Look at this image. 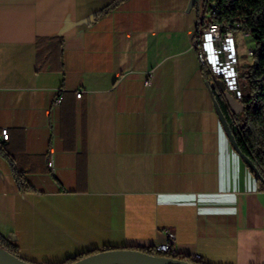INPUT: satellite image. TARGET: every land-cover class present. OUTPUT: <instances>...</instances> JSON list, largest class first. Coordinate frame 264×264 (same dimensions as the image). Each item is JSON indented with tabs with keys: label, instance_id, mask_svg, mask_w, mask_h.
Segmentation results:
<instances>
[{
	"label": "crops",
	"instance_id": "1",
	"mask_svg": "<svg viewBox=\"0 0 264 264\" xmlns=\"http://www.w3.org/2000/svg\"><path fill=\"white\" fill-rule=\"evenodd\" d=\"M114 1L0 0V234L32 264L167 232L192 260L264 264V191L207 86L242 110L231 56L212 84L192 0Z\"/></svg>",
	"mask_w": 264,
	"mask_h": 264
},
{
	"label": "trees",
	"instance_id": "2",
	"mask_svg": "<svg viewBox=\"0 0 264 264\" xmlns=\"http://www.w3.org/2000/svg\"><path fill=\"white\" fill-rule=\"evenodd\" d=\"M126 0H115L105 12L118 7ZM211 7L209 20H204L198 24L197 33L205 28L208 23L220 25L223 33L238 30L248 33L257 44L254 51V63L248 67L249 89L246 94H239L243 110L239 114H234L227 104L224 93L215 85L212 87L213 96L224 113L232 134L243 155L252 161L256 171L251 170L256 177L259 189L264 191V0H208ZM196 0L194 8H197ZM214 11V13H212ZM207 79L213 76V72L202 67ZM2 143H0V147ZM16 181L22 191L32 190L21 173L16 172ZM0 248L15 258H20V251L17 246L0 234ZM109 249H105L108 251ZM144 253L186 261L191 264H206L201 261H194L190 257L179 254H164L154 250V248L141 249ZM99 253L91 251L81 254L76 258L69 259L62 264H73L78 260Z\"/></svg>",
	"mask_w": 264,
	"mask_h": 264
},
{
	"label": "built area",
	"instance_id": "3",
	"mask_svg": "<svg viewBox=\"0 0 264 264\" xmlns=\"http://www.w3.org/2000/svg\"><path fill=\"white\" fill-rule=\"evenodd\" d=\"M197 9L199 12L200 22L209 20L211 7L208 0H198ZM214 13V11L212 12ZM244 37L248 38L250 35L244 33ZM194 47L199 53V61L202 67H205L213 72L215 76L220 77L223 73L221 70V63L219 60V54L226 52L231 56L229 62L231 66V76L238 79V65H237V45L236 40L232 32L223 33L220 25L214 23H208V25L200 29L194 38ZM249 56L253 57L254 50H249ZM221 70V71H220ZM226 74V73H225ZM235 80V81H236ZM150 84V80L146 81V85ZM82 93H77V98H81ZM62 102V98L56 100L57 104ZM10 134L8 129H2L0 132V143L9 141ZM52 165V164H51ZM176 235L173 232H167V241L164 244L154 246V250L164 254H176L175 250ZM201 258L199 255L193 257L194 261H199Z\"/></svg>",
	"mask_w": 264,
	"mask_h": 264
},
{
	"label": "water",
	"instance_id": "4",
	"mask_svg": "<svg viewBox=\"0 0 264 264\" xmlns=\"http://www.w3.org/2000/svg\"><path fill=\"white\" fill-rule=\"evenodd\" d=\"M196 0H192V7H194ZM207 86L211 92L215 110L220 118V121L225 129V132L236 152L241 156L244 162L254 171L257 172L255 165L250 159L243 155L237 145V142L232 134L228 121L222 112L219 104L216 102L211 85L207 83ZM0 264H32L28 263L21 258H15L8 254L6 251L0 248ZM73 264H191L186 261L158 257L144 253L134 249H122V250H108L96 253L84 259L78 260Z\"/></svg>",
	"mask_w": 264,
	"mask_h": 264
},
{
	"label": "rangeland",
	"instance_id": "5",
	"mask_svg": "<svg viewBox=\"0 0 264 264\" xmlns=\"http://www.w3.org/2000/svg\"><path fill=\"white\" fill-rule=\"evenodd\" d=\"M195 11L198 12L197 8H194ZM199 14V12H198ZM235 37L236 40V45H237V65H238V79L234 78L236 80V83L238 84L239 88V94H246L249 89V84H248V67L252 66L254 63V58L249 56V50H256L257 49V44L256 41L253 37H244V33L238 30H232L231 31ZM254 56V55H253ZM214 75V74H213ZM218 78V81L221 83V87L227 88L225 81L223 79H219L218 76H212L210 78V82L212 84L215 83V79ZM237 85V84H236ZM229 92V91H228ZM238 94V95H239ZM242 105V104H241ZM243 110V107H242ZM241 110V111H242ZM241 111L239 113H241ZM237 113V114H239Z\"/></svg>",
	"mask_w": 264,
	"mask_h": 264
},
{
	"label": "bare ground",
	"instance_id": "6",
	"mask_svg": "<svg viewBox=\"0 0 264 264\" xmlns=\"http://www.w3.org/2000/svg\"><path fill=\"white\" fill-rule=\"evenodd\" d=\"M253 55H254V53H253Z\"/></svg>",
	"mask_w": 264,
	"mask_h": 264
}]
</instances>
